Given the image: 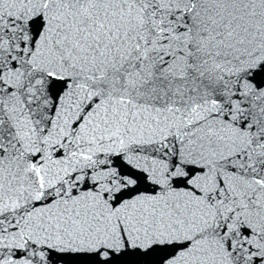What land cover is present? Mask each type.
<instances>
[{
	"label": "snow or ice",
	"instance_id": "1",
	"mask_svg": "<svg viewBox=\"0 0 264 264\" xmlns=\"http://www.w3.org/2000/svg\"><path fill=\"white\" fill-rule=\"evenodd\" d=\"M264 264V0H0V264Z\"/></svg>",
	"mask_w": 264,
	"mask_h": 264
},
{
	"label": "water",
	"instance_id": "2",
	"mask_svg": "<svg viewBox=\"0 0 264 264\" xmlns=\"http://www.w3.org/2000/svg\"><path fill=\"white\" fill-rule=\"evenodd\" d=\"M53 260L56 262V264H82V258L71 255H54Z\"/></svg>",
	"mask_w": 264,
	"mask_h": 264
}]
</instances>
